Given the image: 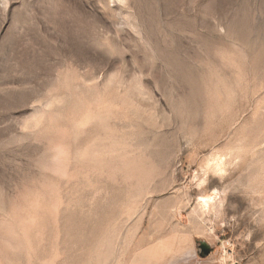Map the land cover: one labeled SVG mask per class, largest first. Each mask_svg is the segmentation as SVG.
I'll return each instance as SVG.
<instances>
[{"label":"rangeland","instance_id":"374dc122","mask_svg":"<svg viewBox=\"0 0 264 264\" xmlns=\"http://www.w3.org/2000/svg\"><path fill=\"white\" fill-rule=\"evenodd\" d=\"M0 264H264V0H0Z\"/></svg>","mask_w":264,"mask_h":264},{"label":"water","instance_id":"95a60500","mask_svg":"<svg viewBox=\"0 0 264 264\" xmlns=\"http://www.w3.org/2000/svg\"><path fill=\"white\" fill-rule=\"evenodd\" d=\"M200 256L202 258H206L210 255V253L212 252L211 247L206 243V242H201L200 244Z\"/></svg>","mask_w":264,"mask_h":264},{"label":"bare ground","instance_id":"6f19581e","mask_svg":"<svg viewBox=\"0 0 264 264\" xmlns=\"http://www.w3.org/2000/svg\"><path fill=\"white\" fill-rule=\"evenodd\" d=\"M217 169H218L219 171H223V166H222L221 163L217 166ZM206 204L209 205L208 203H206Z\"/></svg>","mask_w":264,"mask_h":264}]
</instances>
